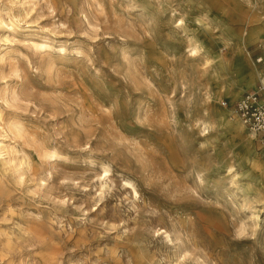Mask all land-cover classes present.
<instances>
[{
	"label": "rangeland",
	"instance_id": "374dc122",
	"mask_svg": "<svg viewBox=\"0 0 264 264\" xmlns=\"http://www.w3.org/2000/svg\"><path fill=\"white\" fill-rule=\"evenodd\" d=\"M256 56L264 0H0V264H264V140L222 106Z\"/></svg>",
	"mask_w": 264,
	"mask_h": 264
},
{
	"label": "built area",
	"instance_id": "2783aa9c",
	"mask_svg": "<svg viewBox=\"0 0 264 264\" xmlns=\"http://www.w3.org/2000/svg\"><path fill=\"white\" fill-rule=\"evenodd\" d=\"M254 63L264 71L263 56L254 58ZM222 106L229 107L247 131L264 140V79L254 92H245L231 105L223 102Z\"/></svg>",
	"mask_w": 264,
	"mask_h": 264
},
{
	"label": "bare ground",
	"instance_id": "6f19581e",
	"mask_svg": "<svg viewBox=\"0 0 264 264\" xmlns=\"http://www.w3.org/2000/svg\"><path fill=\"white\" fill-rule=\"evenodd\" d=\"M198 50L194 46L192 47V53H196Z\"/></svg>",
	"mask_w": 264,
	"mask_h": 264
},
{
	"label": "crops",
	"instance_id": "0c3cea01",
	"mask_svg": "<svg viewBox=\"0 0 264 264\" xmlns=\"http://www.w3.org/2000/svg\"><path fill=\"white\" fill-rule=\"evenodd\" d=\"M256 57H260V56H256ZM256 57H255V58H256Z\"/></svg>",
	"mask_w": 264,
	"mask_h": 264
}]
</instances>
